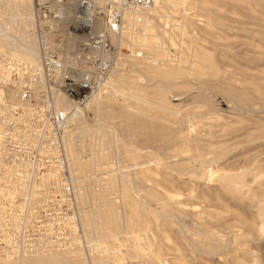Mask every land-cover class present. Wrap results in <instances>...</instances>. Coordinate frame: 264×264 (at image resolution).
<instances>
[{
    "label": "rangeland",
    "instance_id": "374dc122",
    "mask_svg": "<svg viewBox=\"0 0 264 264\" xmlns=\"http://www.w3.org/2000/svg\"><path fill=\"white\" fill-rule=\"evenodd\" d=\"M166 1L66 158L0 174V264H264V0ZM32 11L0 0V52H36Z\"/></svg>",
    "mask_w": 264,
    "mask_h": 264
},
{
    "label": "built area",
    "instance_id": "2783aa9c",
    "mask_svg": "<svg viewBox=\"0 0 264 264\" xmlns=\"http://www.w3.org/2000/svg\"><path fill=\"white\" fill-rule=\"evenodd\" d=\"M157 1L32 0L37 55L0 52V174L66 158L84 103L125 67L126 29Z\"/></svg>",
    "mask_w": 264,
    "mask_h": 264
},
{
    "label": "bare ground",
    "instance_id": "6f19581e",
    "mask_svg": "<svg viewBox=\"0 0 264 264\" xmlns=\"http://www.w3.org/2000/svg\"><path fill=\"white\" fill-rule=\"evenodd\" d=\"M168 1V0H167ZM166 1V2H167ZM170 1V3H172V1L171 0H169ZM169 1L167 2V3H169ZM174 1H176V0H174ZM173 1V2H174ZM158 2V1H157ZM175 3V2H174ZM176 3L178 4V2L176 1ZM179 3H184V0H181V2L179 1ZM179 5V4H178ZM30 17V16H29ZM154 40V39H153ZM22 47H23V50L26 52V57H35L36 55H37V53L36 52H34V49H31L29 46H27V44L25 43L26 41H23L22 40Z\"/></svg>",
    "mask_w": 264,
    "mask_h": 264
}]
</instances>
